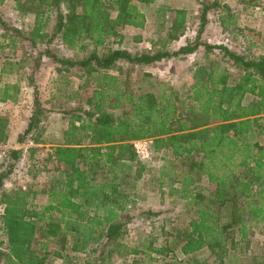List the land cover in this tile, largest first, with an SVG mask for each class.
Masks as SVG:
<instances>
[{
    "label": "trees",
    "instance_id": "16d2710c",
    "mask_svg": "<svg viewBox=\"0 0 264 264\" xmlns=\"http://www.w3.org/2000/svg\"><path fill=\"white\" fill-rule=\"evenodd\" d=\"M15 2L17 6L24 4L25 11L34 14L35 24L26 37L17 27L8 26L0 16L3 35H11L8 39L13 46L16 40L13 36L28 39L35 47L36 58L45 56L54 60L59 64L58 70L75 67L86 77L97 76V83L87 103L91 105L96 100L94 103L100 105L95 110L78 105L66 111L70 121L68 135L74 138L77 130L87 131L90 143L83 145L77 136L68 139L66 146L55 147L54 158L64 168L59 170L57 167L56 170L63 178L53 180V186L57 187H51L48 194L50 202L41 211L28 207L29 193L22 187L11 191L4 187L5 179L23 155L22 148L8 151L12 162L8 163L6 159L4 169L0 170V210L6 235L5 241L0 240V262L45 264L44 256L36 253L32 243L35 240L39 242L38 239H51L62 249L70 231L83 235L80 245H74V248H85L90 240L99 241L101 251L107 249L111 254L119 251L124 255L127 251L121 249L119 240L124 224L120 212L129 202L128 194L112 180L117 178L116 174H112L110 179L104 177L103 181L95 182L79 164L99 160L101 166L107 165V170L112 172L115 169L113 159L124 161L136 157L131 141L141 138H153L155 149L169 148L174 156L187 158V171L201 168L208 182L213 184L210 193L203 194L195 190L198 186L194 175L188 174L181 180V196L190 199L188 204L196 205V216L189 221L187 228L176 235L180 251L189 255L207 247L214 255L213 262L222 261L228 250L227 240L223 237L228 230L235 232L239 241L244 240L247 244L248 225L264 221V53L246 58L226 45L198 40L175 50H168L164 44L158 48L153 46L151 52L132 53L111 47L105 49V38L117 35L118 27L144 25V13L134 0ZM215 4L216 1L203 6L199 32L205 23L206 11ZM113 7L116 9L114 17L109 13ZM178 15L177 20L182 24L184 11H178ZM49 24L51 31L46 29ZM54 39H59L69 49H76V56L54 53L50 47ZM37 42L44 43L45 47H36ZM90 43L94 47L89 50ZM200 45L206 51L219 49L242 72L237 79L230 80L225 69L221 73L215 71L216 66L197 69L193 75L189 102L181 101L179 110L170 98L171 94L164 91L160 95L159 92L148 90L134 96L125 92L122 97L123 93L116 88L114 77L107 73L116 64L145 65L159 62L192 53ZM31 84H34L33 81ZM5 86L6 91L10 86ZM33 88L34 108L18 137L19 142H23L26 135L38 128L41 115L45 112L36 86ZM111 92L116 94L115 106H120L118 100L122 99L130 106L127 116H115L103 107L102 102ZM3 98L6 99V94ZM29 149L34 150L33 147ZM194 156H199L200 160L196 161ZM224 207L229 212V218L220 223L216 208ZM90 210L94 211L91 217ZM51 212L57 214L56 222ZM36 219L43 221L39 238L35 237L39 228ZM61 223L63 227H60ZM94 226L100 229L95 235ZM233 240L234 237H231L232 247L236 246ZM166 249L163 247L158 252ZM131 251L136 253L137 249ZM53 253L58 254L59 251ZM98 258V264L106 259L104 256ZM185 262L212 264L189 257ZM131 264L141 263L135 259Z\"/></svg>",
    "mask_w": 264,
    "mask_h": 264
},
{
    "label": "rangeland",
    "instance_id": "374dc122",
    "mask_svg": "<svg viewBox=\"0 0 264 264\" xmlns=\"http://www.w3.org/2000/svg\"><path fill=\"white\" fill-rule=\"evenodd\" d=\"M214 1L216 4L206 11L205 23L199 32L203 21V6ZM134 3L144 13V25L118 27L117 35L105 38V49L111 47L126 49L132 53L151 52L153 46L158 48L164 44L168 50H175L198 40L202 43L226 45L246 58L264 53V0H148L146 3L134 0ZM25 8L24 4L17 6L15 0H0V16L8 26L17 27L27 37L35 24V18ZM104 9L107 10L105 7ZM109 11L110 16L114 17L115 7ZM178 11H184L182 24L177 20ZM46 29L51 31V25ZM10 36L3 35L0 26V170L4 169L6 159L8 163L12 162L8 151L22 148V158L5 179L4 187L9 191L22 187L29 193L28 207L41 211L50 202L48 194L53 180L63 178L56 168H64L57 163L53 153L56 146H66L69 143L67 140L73 138L68 135L70 121L66 111L78 105L91 110L99 107L100 103H94L96 100L91 105L87 103V98L91 96L97 83V76L86 77L75 67L58 70L59 64L54 60L45 56L36 58L35 47L28 39L13 36L16 37L13 46L8 39ZM36 47L43 48L45 44L37 42ZM50 47L58 55L76 56V49L67 48L59 39H54ZM93 47L90 43L88 49ZM211 66H216L215 71L220 73L225 69L230 80L237 79L242 72L219 49L206 51L200 45L192 53L159 62L145 65L116 64L107 73L114 77L116 88L123 93L122 97L125 92L134 96L148 90L159 92L160 95L164 91L171 94L170 98L178 105L179 110L181 101L189 102L196 70ZM5 85L10 86L6 91ZM34 85L45 112L41 115L38 128L26 135L23 142H19L18 137L34 108ZM5 94L6 99L3 98ZM115 98V93H109L104 103L102 102L103 107L115 116H127L130 106L124 99L118 100L120 106H115ZM88 135L87 131L77 130L73 139L79 136L83 145H89ZM141 139L147 141L149 146L148 158L141 159L136 154L133 160L113 159L115 169L112 172L107 170V165L101 166L99 160L79 164L95 182L103 181L104 177L110 179L112 174H116L117 178L112 180L120 184V189L128 194L129 202L120 212L124 224L119 238L121 249H126L127 252L121 255L119 251L112 254L107 249L101 251L100 242L91 240L85 248H74V245H80L83 235L70 231L62 249L51 239H38L39 242L35 240L32 243L36 253L44 256V263L98 264V257L104 256L106 259L100 264H131L135 259L141 264H186L187 257L212 264H264V221L248 225L247 244L244 240L239 241L232 230L226 231L223 237L227 240L228 250L222 261L213 262L214 255L207 247L189 255L180 251L176 235L187 228L189 221L196 216V205L188 204L190 199L181 196V180L188 174L194 175L198 186L195 190L203 194L210 193L213 184L208 182L207 175L201 168L188 172V166L185 165L187 158L174 156L169 148L155 149L153 138ZM30 147L34 150H30ZM194 159L200 160L199 156H194ZM216 211L220 223L228 220L229 212L225 207L216 208ZM51 213L56 222L57 214ZM89 214L91 217L94 211L90 210ZM36 220L39 228L35 237L39 238L43 221ZM60 227H63V223ZM93 229V235L100 232L95 226ZM231 237H234L233 241L236 243L234 247L230 243ZM1 239L5 241L6 235L0 210ZM102 240L103 238L100 241ZM163 247L167 249L158 252ZM133 248L137 249L136 253L131 251ZM53 251L59 253L55 254Z\"/></svg>",
    "mask_w": 264,
    "mask_h": 264
},
{
    "label": "built area",
    "instance_id": "2783aa9c",
    "mask_svg": "<svg viewBox=\"0 0 264 264\" xmlns=\"http://www.w3.org/2000/svg\"><path fill=\"white\" fill-rule=\"evenodd\" d=\"M131 143L138 157H140L141 159L148 158L149 146L147 144V141L142 139H137L131 141Z\"/></svg>",
    "mask_w": 264,
    "mask_h": 264
}]
</instances>
